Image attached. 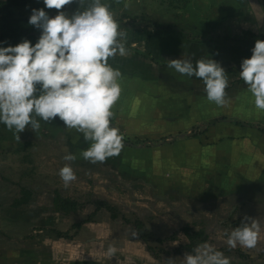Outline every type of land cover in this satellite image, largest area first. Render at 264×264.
Returning a JSON list of instances; mask_svg holds the SVG:
<instances>
[{
  "label": "crops",
  "instance_id": "crops-1",
  "mask_svg": "<svg viewBox=\"0 0 264 264\" xmlns=\"http://www.w3.org/2000/svg\"><path fill=\"white\" fill-rule=\"evenodd\" d=\"M25 1L26 5L13 8L18 18L29 19L32 8L45 7L42 0ZM105 2L127 31L128 54L109 60L122 73L121 93L112 109L114 126L123 136L120 154L105 162L90 163L81 155L90 142L75 129H66L58 117L47 123L41 120L38 130L32 131L29 126L21 133L0 124V149L12 146L14 155L32 149L42 160L43 152L54 147L47 153L57 163L54 175L49 177L45 171L33 174L32 167L25 174V178H41L44 186H48L49 178L60 182L59 170L66 163L71 164L76 176L103 175L100 178L105 180L94 181V191L101 187L105 194L117 192L120 201L124 200L125 212L119 210L118 215H112L105 208L96 211L97 200L91 199V222L78 228L79 233L71 240L58 241L63 245L71 241L68 244L78 245L77 251L85 246L82 243L91 242L95 258L91 261L97 264H161L167 257L182 258L187 251L179 254L177 250L189 242L183 231L187 225H194V231L203 230L208 242L216 249L224 248V254L235 264V252L239 250L229 248L226 233L233 229L228 228L230 225L239 224L246 215L259 219L260 232L257 245L241 251L259 252L264 247V112L255 108L254 97L239 72L242 60L251 57L255 42L264 40V0ZM78 7L73 3L63 10L71 15ZM45 11L54 16L58 10ZM2 16L0 12V19ZM23 26L34 27L25 22ZM32 35L40 36V30ZM28 40L33 44L37 41L32 37ZM20 42H6L4 46ZM184 55H190L193 62L211 57L221 63L229 80L226 91L231 97L226 106L207 99L200 79L168 67V60ZM26 145L31 146L21 148ZM68 153H74L76 160L65 161L63 157ZM21 161L32 164L26 159ZM108 179H114V187L107 184ZM33 191L37 194L36 205L14 208L12 202L7 207L9 218L2 219L43 225L40 232L55 228L65 233L68 226L83 223L74 221L76 213L42 204L41 198L49 194L54 203V191ZM124 217L144 221L153 239L150 246H160L154 240L162 238L163 247L171 252L163 253L161 260L155 259L138 235L131 236L136 230ZM88 233L91 236L85 237ZM109 245L117 249L114 255L107 253ZM176 264L182 261L178 259Z\"/></svg>",
  "mask_w": 264,
  "mask_h": 264
},
{
  "label": "clouds",
  "instance_id": "clouds-1",
  "mask_svg": "<svg viewBox=\"0 0 264 264\" xmlns=\"http://www.w3.org/2000/svg\"><path fill=\"white\" fill-rule=\"evenodd\" d=\"M44 8H32L28 23L40 30L33 44L24 39L16 45L0 42V124L16 133L30 126L41 127V120L57 117L66 129H75L90 142L81 155L92 164L120 154L123 136L112 124V109L121 93L119 68L109 63L117 55L126 56L127 31L105 0H42ZM76 3L68 15L65 5ZM47 9H56L52 16ZM250 58L241 62L239 77L254 97L255 108L264 112V40H257ZM168 67L203 82L210 102L226 106L231 97L224 67L211 57L193 62L190 55L168 60ZM20 139V135L17 136ZM65 161L76 160L74 153ZM65 185L76 179L71 164L59 170ZM259 219L244 216L240 224L226 233L230 248H253L259 239ZM138 235L133 231L131 236ZM117 249L109 245L107 253ZM231 264L224 252L210 242L198 243L182 258L169 257L166 264Z\"/></svg>",
  "mask_w": 264,
  "mask_h": 264
},
{
  "label": "rangeland",
  "instance_id": "rangeland-1",
  "mask_svg": "<svg viewBox=\"0 0 264 264\" xmlns=\"http://www.w3.org/2000/svg\"><path fill=\"white\" fill-rule=\"evenodd\" d=\"M52 148L54 147L49 146L48 151L43 152L42 156L44 155V158L42 157V160L39 159L38 154H33L32 151H30L32 149L26 150L24 153H15L16 155L13 154V151L15 150L12 149V146L0 149V223L3 221V224L0 225V231L2 230L9 236V238H6L4 234L0 233V264H97L94 260L91 261V259H95L93 256L94 252L91 253V242L89 243L86 241L82 243L85 246H80L81 248L77 251L76 248L78 245L71 247L72 245L68 244L71 241H68L66 245L58 242L61 240L57 235V232H60L57 231L58 229L44 228L43 230L45 231L40 232L43 225L37 227L34 225L30 226V224L23 221H4V219L8 217L7 207L10 206L14 199L20 197L22 187L32 188L38 194H44L43 192L46 190L53 192V188H55L61 191V194L65 197L74 198L84 206L79 212H76L77 215L74 217V221L79 220L80 222H85L87 217L91 215V199H96L97 201L107 200V202L112 201L111 204H115L119 208L121 207L120 211H124V206L122 204L124 200L122 199L120 201V197L117 192L112 191L111 193L109 192V194H105L101 187L94 191L96 186V182L94 181L98 182L102 179L105 180L104 178H100L103 175L98 178H91V174L84 173L87 174L86 177L78 175L74 181L67 185H65L64 181H61V179L59 180L60 182L55 183L52 178H49L50 182L48 186H44L45 184L42 183V179L39 177H33L32 179L25 178V174L30 167L33 169L31 171L33 174L37 173V175H41V172L45 171L44 174L46 173L45 175H48L49 177L54 175L53 171H55L57 163L52 161V156L49 157L47 154L50 153L49 151ZM19 155H22L20 156L22 159H26L32 164L29 165L22 162V159L20 160L18 158ZM15 164L17 165L16 167ZM107 181V184H111L112 187L115 186L113 181L109 179ZM97 185L101 186L103 184ZM52 200L53 198L50 194L49 197L47 195V197L41 198L42 204H50V209L55 207ZM88 203L90 204L88 205ZM130 215L131 213L128 212V216ZM68 227L69 230L65 231V234L75 236L79 229L75 226ZM63 228L66 227L63 226ZM34 230H37L38 233L37 231L34 232ZM90 236L91 234L88 233L85 237ZM78 241L80 243L81 239ZM217 246L219 247L221 244H217ZM225 246L226 245L224 243V247ZM231 249L241 251V249L244 250L245 247L240 246L239 248L235 247ZM256 250L257 249L251 250V256L255 257V261L245 262L246 264H264V258L259 259L257 256L259 252H256ZM232 257L234 258V256ZM112 258L111 260L113 261ZM97 259L98 261H102L100 258ZM236 259L237 261H235V264L243 263L239 257ZM106 260L109 262L110 258ZM116 260L117 262L119 261L118 258ZM166 260L163 263L160 261V263L166 264ZM137 263H142V261H137ZM98 264L100 263L98 262ZM157 264L159 263L157 262Z\"/></svg>",
  "mask_w": 264,
  "mask_h": 264
},
{
  "label": "trees",
  "instance_id": "trees-1",
  "mask_svg": "<svg viewBox=\"0 0 264 264\" xmlns=\"http://www.w3.org/2000/svg\"><path fill=\"white\" fill-rule=\"evenodd\" d=\"M27 4V1L25 0H9L6 3L0 2V12L3 14V16L0 19V42H19L24 39H28L30 37L35 38L38 40L39 35H32V32L37 31L36 27H33V29H28L23 26V23H28L29 19H23L16 17L13 8L24 6ZM155 25H157L155 23ZM112 124L114 125L113 121ZM193 134H197L196 131L193 132ZM31 145H26L22 148H29ZM114 180V179H113ZM112 180V181H113ZM37 195L32 189L28 187H22L21 188V195L20 197L14 199L12 207L14 208H21L27 205H36L34 201V197ZM91 202V201H90ZM96 202V211L101 210L102 208H105L108 212H110L112 215H118L120 208L116 205H112L111 203L107 201H95ZM54 205L55 208L59 211L65 212V213H76L79 212L82 207H84L81 203H79L76 200H73L70 197H65L61 193L54 191ZM96 214V213H95ZM94 214V215H95ZM91 216L85 220V222L77 224V228H81L83 224L91 222ZM124 221L127 223H132L136 232L138 233V238L143 241L146 245H148V250L151 254H153V257L157 260H161L162 254L166 252H171L169 250H166L163 247L164 240L157 239L154 240L155 242L159 243L160 246H156L152 248L150 246V242L153 241L152 237L149 234V231L146 227V224L144 221L140 219H132V218H123ZM240 224V223H239ZM239 224H233L230 225L228 228H234L238 226ZM194 226V225H193ZM193 226L187 225L183 227V231L188 236L189 242L186 244L181 245V247L177 250V252L180 254L183 251H191L198 243L208 241V237L205 235V232L203 230L200 231H194ZM0 233L4 234L6 238H9L8 235H6L2 230ZM58 237L64 238L67 240H71L73 237L62 233L57 232ZM219 251L225 252L224 249H217ZM229 252V251H228ZM237 256L239 259L245 262H254L255 257H252L251 254L246 253L244 251H236ZM259 259L264 258V247L259 251L258 255Z\"/></svg>",
  "mask_w": 264,
  "mask_h": 264
}]
</instances>
